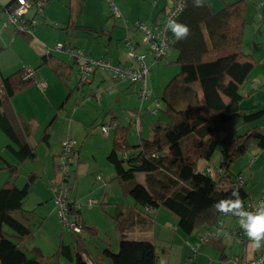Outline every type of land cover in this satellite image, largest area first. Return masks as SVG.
<instances>
[{"label":"rangeland","instance_id":"374dc122","mask_svg":"<svg viewBox=\"0 0 264 264\" xmlns=\"http://www.w3.org/2000/svg\"><path fill=\"white\" fill-rule=\"evenodd\" d=\"M8 1L0 0V4L5 5ZM110 1L82 0V11L74 12V14L69 7L74 6L77 0H52L41 10H38L36 5H32L26 14L27 19L33 18V22L36 20L32 27V40H29L26 35L17 33L14 25L4 27V22H0V70L2 74L8 76L30 65L38 68L41 76L36 83L12 100L16 109L22 112L34 126L29 142L37 145L38 155L35 160L24 162L14 178L15 183L22 187L31 173L35 172L39 175L31 186L30 194L25 202L27 210H36L30 218L34 236L26 239L24 244L28 248L40 247L44 257H50L58 264H80L79 256L85 264H90V261L93 264L95 262L96 264H113L105 250L109 249L113 253L119 251L122 236L116 225L115 214L119 206L129 209L136 205V201L127 191L128 184L115 178L114 167L107 159L113 146L115 126H111L109 134H105L101 124L105 122L109 125L115 115L121 123H126L129 118L134 122L132 112L141 108L139 117L145 128L143 137H147L149 135L147 130L151 123L165 119L160 109L157 110L156 115L148 109L150 103L152 106L154 100L162 95L168 82L180 72V66L175 62L178 53L174 48L167 51L165 58L156 60L149 53L148 44L144 41L141 31L134 32L128 29L139 21L148 26L151 25L153 9L156 7V13L166 0H115L116 6L122 12L121 17L112 15ZM207 1L212 11L216 12L225 3L236 0ZM260 1L249 0L248 3L249 24L245 30L243 48L254 53L259 62L250 81L241 89L243 99L240 106L245 111H252L254 107L264 108V20L261 18V15L264 16V3L261 4ZM165 11L160 12L159 19ZM71 14H73L76 28L69 29V34H67L64 26L70 20ZM79 25L91 27V30L83 31L82 28H77ZM130 42L137 46V52L146 55V62L151 67L149 84L153 91L148 100L139 98L135 90L138 85L115 79L104 71H95L97 74L92 84H80L79 66L74 57L66 52H56L52 57L54 60L62 58L73 66L71 77L67 81L69 86H66L51 71L50 65L44 64L41 52H38L40 47L46 52L62 43L66 45V49L72 48L74 52H82L89 57L110 55L117 58L121 56L122 60L128 62ZM254 42H261V44L254 48L252 46ZM44 80L48 85L46 91L39 86V83ZM69 94L71 95L68 99ZM52 121L50 145L38 143L44 129ZM254 126H260L264 132V116L251 122H245L242 117H235L231 121L228 136L223 134L219 138L216 152L209 161L204 162L211 167L219 168L225 158L226 144H229L225 139L231 140ZM69 139L74 140L76 146L70 158L71 163L68 165L70 174L65 177L63 142ZM139 140L140 135L133 123L129 141L131 144H136ZM8 141L7 136L0 130V153L11 162H16L15 157L6 149ZM263 153V149L251 146L244 154L237 156L230 165L229 178L223 182L225 186H232V182L237 184V175L241 174L248 181L245 186L251 193L255 204L258 202L259 195L264 191ZM254 156H256V161L251 164L250 161ZM204 162H200L199 165ZM98 176L102 179L98 180ZM8 177V171H0V187ZM60 188L66 190L68 197L80 206L82 218L86 224L97 231L92 234L90 230L82 229L81 245H85L87 250L85 254L77 255L78 258L76 256V262L64 255L59 258L58 254L61 243L75 242L74 236L67 227L60 223L57 216L56 191ZM89 200H96V203L89 206ZM152 216L154 220L151 224L130 226L125 232L128 239L155 238L161 250L159 264H192V260L181 252L180 243H186L189 248L190 244H195L197 240L190 242L187 240L188 237H194L197 233L191 236L181 232L178 229V217L166 208H160ZM240 219L230 215H223L220 219L225 225L221 234L224 233L223 238L229 237L227 254L230 259L238 255L234 244L241 242V238L231 235L230 230L242 225L239 222ZM145 229L147 230L144 231ZM166 249L170 252L163 253ZM191 255L192 251L188 253V257ZM225 262L231 264L230 260L222 263ZM198 264H208V262L200 260Z\"/></svg>","mask_w":264,"mask_h":264},{"label":"trees","instance_id":"16d2710c","mask_svg":"<svg viewBox=\"0 0 264 264\" xmlns=\"http://www.w3.org/2000/svg\"><path fill=\"white\" fill-rule=\"evenodd\" d=\"M49 2L50 0L47 3ZM175 3L176 0L169 9ZM248 3L249 0H236L225 3L221 9L214 12L207 0H183V10L174 21L187 26L188 33L177 37L169 26L172 41L168 48L177 51L175 62L180 66V72L168 82L162 95L154 100L152 106L150 103L148 108L155 115L160 109L165 119L155 121L147 137H143V126L139 117L141 108L132 112L134 122L129 118L126 123H121L116 115L112 117L109 125L102 122L105 134H109L111 126H115L113 146L107 159L114 167L115 178L128 184L127 191L136 201V205L129 209L119 206L115 214L116 225L122 236L119 251L113 253L109 249L105 250L113 264H159L161 250L155 242L146 239H128L125 232L135 224H151L154 220L152 214L160 208H166L178 217V229L184 234L191 235L202 229V236L207 229H215L224 215L214 205L223 199H236L233 190L239 191L243 205L253 201L251 193L245 186L248 181L241 174L237 177L243 178L244 184H234L224 188L223 180L214 179L207 174L205 168L211 166L204 162L209 161L216 152L219 138L230 132L231 121L235 117H242L245 122H251L264 116V108L254 107L252 111H245L240 106L243 99L241 89L250 81L259 62L254 53L243 48L245 30L249 24ZM18 6V0H9L5 5L0 4V22ZM78 10H81V7ZM111 12L115 15L112 10ZM70 17L64 26L67 34L69 29L76 28L73 14ZM162 18L157 17L151 25H144L148 28L155 26ZM32 19H26V23H30L31 28L34 25ZM138 23L141 22H136L128 29L134 32L141 31L144 39V33ZM77 28L90 30L81 25ZM16 31L32 40L33 30L31 34ZM63 45L66 47L65 44ZM131 47L137 54L144 56L148 71L142 80H131L128 77H120L113 71L96 69L87 80H81L78 72L79 83H89L95 71H104L115 79L138 85L135 90L139 98L150 99L153 91L149 84L151 67L146 62V55L137 52V46L131 42L128 45V54ZM69 49L71 53H76L72 48ZM56 52L58 51L54 49L46 51L42 59L44 64L50 65L51 71L69 86L67 81L71 77L73 66L62 58L54 60L52 57ZM66 53L72 56L71 53ZM166 54L161 58L152 55L156 60H161ZM84 55L89 60L111 61L106 57L93 58ZM129 58L135 60L138 65L123 66L111 62L122 68L141 71L142 65L139 61L130 56ZM75 62L79 66L76 60ZM27 67L34 69L33 78L24 77ZM39 78L40 74L35 66H26L8 76H4L0 70V130L9 140L6 145L7 151L16 159V162H11L0 153V171L9 172L8 179L0 187V264H58L50 257H44L40 247L28 248L24 244L26 239L34 236L30 218L36 210H27L25 202L31 186L39 175L35 172L31 173L22 187L14 181L20 166L26 161L35 160L38 155L37 145L29 142L34 126L22 112L15 109L12 100L36 83ZM53 121L44 129L38 143L50 145V128ZM133 123L140 135V140L136 144H131L129 141ZM104 127H108V132ZM225 141L229 144H226L225 158L219 168H225L227 171L230 170L232 161L244 154L251 146L264 150V132L260 126L251 127L245 133ZM75 146L76 144L70 153L69 164ZM200 162L204 163L199 165ZM141 175L144 176L142 180ZM68 176L65 174V177ZM101 179L102 177L98 180ZM67 198L70 214L81 229L90 230L92 234L97 233L95 228L85 224L80 206L68 197V193ZM70 233L74 236L75 242L61 243L58 254L59 258L64 255L76 262L77 255L85 254L87 248L81 245L82 232L70 231ZM78 260L80 264H85L80 256Z\"/></svg>","mask_w":264,"mask_h":264},{"label":"built area","instance_id":"2783aa9c","mask_svg":"<svg viewBox=\"0 0 264 264\" xmlns=\"http://www.w3.org/2000/svg\"><path fill=\"white\" fill-rule=\"evenodd\" d=\"M48 0H18L19 6L15 8L11 13L7 14L4 19V27H8L10 24L14 25L15 29L18 31H23L26 33L31 34L32 28L30 27V23H26V14L29 8L32 5H36L38 10L44 9L47 5ZM183 0H176L175 5L171 7L163 16V18L159 21V24L147 27L144 24L138 23L139 27L142 29L144 33V41L149 46V52L153 54L156 58L163 57L169 48V44L172 41V38L169 34V25L172 21H174L179 14L183 10ZM110 8L113 13L121 17L122 14L118 7L115 5L114 1H110ZM36 22V20H35ZM34 22V23H35ZM55 51L61 52L66 51L71 53L70 49H66V47L59 43L54 47ZM49 51V50H48ZM75 60L79 63V78L81 80H87L91 73L96 69H104L113 71L118 74L120 77H128L131 80H142L144 75L147 73L148 69L144 62V56H141L135 52V50L131 47L129 49V56L132 58H136L139 63L142 65V70H134L131 68H122L119 65H114L111 61L106 59H91L89 60L82 52L71 53ZM35 71L32 67H27L25 70V78H33ZM39 86L45 90L47 88L46 81H42L39 83ZM104 130L108 132V127H104ZM76 143L74 140H67L64 142V162H63V172L66 175H69V156L72 151L73 146ZM206 172L214 179H221L227 180L229 178V173L225 168H214V167H206ZM101 177L98 176V179ZM235 184V183H233ZM244 184V179L241 177H237V184L242 185ZM67 191L63 188L59 189L56 193V202H57V216L60 223L69 229V231H73L76 233L82 232L81 227L79 226L78 222L73 218L70 214L69 208V200L67 198ZM261 202H264V191L258 197V202L255 204L253 201L247 203L244 206V209L247 211L252 210H259L256 208ZM96 203V200H89L88 205L93 206ZM237 211V210H234ZM224 215H230L237 218H241L239 215H233L232 212L224 213ZM245 223L247 222V218L244 217ZM224 229V222L219 221L215 229L210 230L207 229L202 236L195 244H190V248L193 251H196L197 248L201 244H209L212 240L217 239L221 232ZM245 224H242L237 230H235V234L241 238L244 242H253L247 235H246ZM262 251L257 254L254 258H246L244 256H234L230 259L231 264H264V240L261 241L260 244Z\"/></svg>","mask_w":264,"mask_h":264},{"label":"crops","instance_id":"0c3cea01","mask_svg":"<svg viewBox=\"0 0 264 264\" xmlns=\"http://www.w3.org/2000/svg\"><path fill=\"white\" fill-rule=\"evenodd\" d=\"M52 0H50V2H51ZM82 0H77V2H76V4L74 5V6H72V5H70V9H71V11H73V14H74V12H80V11H82V2H81ZM49 2V3H50ZM114 2L116 3V1L114 0ZM174 2V0L173 1H171V0H166L165 1V3L156 11V13H155V9H156V7L153 9V21L158 17L159 18V16L161 15L160 14V12L162 13V12H164L172 3ZM260 3L262 4V3H264V0H261L260 1ZM157 4H158V2H157ZM79 7H81V10H78L79 9ZM74 9V10H73ZM122 13V12H121ZM36 14H37V12L34 14V16H36ZM262 17V19L264 20V16L263 15H261ZM68 22V21H67ZM73 23H74V21H73ZM66 25V24H65ZM81 26H83V25H81ZM85 27H88V26H85ZM88 28H90V30H91V27H88ZM90 30H85V31H90ZM84 31V30H83ZM261 40V39H260ZM259 40V41H260ZM258 44H261V42H254L253 44H252V46L254 47V48H257V46H259ZM251 46V47H252ZM38 52H41V56L43 55V54H45L44 53V51H43V49H42V47H40V49L38 50ZM102 57H104V56H98V58H102ZM106 58L107 59H110L111 61H113L114 63H116V64H121V65H123V66H130V65H133V66H137L138 65V63L135 61V60H132V59H130V58H128L129 59V61L127 62V61H124V60H122L121 59V56H118L117 58L116 57H111L110 55L109 56H106ZM95 74H97V73H94L93 74V76L91 77V79H90V81H89V84H92L93 83V81L95 80V78H96V75ZM41 77V76H40ZM137 87L138 86H136V88L135 89H137ZM133 90H134V88H133ZM43 91H46V90H43ZM13 105H14V107H15V104L13 103ZM15 109H16V107H15ZM17 110V109H16ZM119 120V119H118ZM153 123L154 122H152L151 123V125H150V127H149V130H147V132L150 134L151 133V127H152V125H153ZM144 127H142V131H144ZM263 155H264V153H263ZM255 161H256V156H254L252 159H251V161H250V163L251 164H253V163H255ZM205 166V165H204ZM140 178H142V179H144V176H140ZM223 182H224V180H223ZM233 183V182H232ZM223 187L224 188H226V187H229V186H225L224 184H223ZM253 198V197H252ZM84 222H85V220H84ZM85 224H86V222H85ZM225 226V225H224ZM238 229V228H237ZM237 229H231L230 230V233H231V235H236L235 234V230H237ZM147 229H145L144 231H146ZM201 232H202V229L201 230H199V231H197V232H195V233H197L194 237H188L189 239H187V240H190V242H195L196 240L198 241V239L200 238L199 237V235L201 234ZM194 234V233H193ZM192 234V235H193ZM224 234V233H223ZM223 234H221L220 236H219V238L216 240V241H213V242H211V243H209V244H201L198 248H197V250L196 251H193L190 247L189 248H187V245H186V243H180L181 245H180V250H181V252L183 253V254H185V256L187 257V258H189V259H191L192 260V264H198V262H200V260H207V262H208V264H227L226 262L225 263H222L223 261H226L227 260V262L230 260V257H229V255L227 254V249H228V239H229V237H225V238H223ZM191 235V236H192ZM237 236V235H236ZM150 239H146V240H149V241H152V242H155L157 245H158V243H157V240L155 239V238H153L152 239V237H149ZM234 239V238H233ZM234 247H235V249H236V252H237V254L238 255H240V256H244V257H246V258H249V259H251V258H254L255 256H257V254L258 253H260L261 251H262V248H261V246L259 247V248H257V247H255L254 246V243L253 242H244V241H242L241 240V242H239L238 241V243L236 242L235 244H234ZM234 250V249H233ZM191 251H192V255L190 256V257H188V253H191ZM167 252H170V250H168V249H166L165 251H163V253H167ZM235 256H237V255H235ZM181 261H182V259H181ZM90 264H92L91 262H90Z\"/></svg>","mask_w":264,"mask_h":264},{"label":"clouds","instance_id":"9594fccd","mask_svg":"<svg viewBox=\"0 0 264 264\" xmlns=\"http://www.w3.org/2000/svg\"><path fill=\"white\" fill-rule=\"evenodd\" d=\"M177 37H182L188 33V27L172 21L169 25ZM234 185V184H233ZM235 200L231 198L223 199L214 206L223 213L232 212L233 215L241 217L240 223L245 224L246 235L253 241L254 246L259 248L261 241L264 240V202H261L256 208L259 210L247 211L244 209L243 202L238 190H233ZM237 210V211H233ZM244 217L247 218L245 223Z\"/></svg>","mask_w":264,"mask_h":264}]
</instances>
